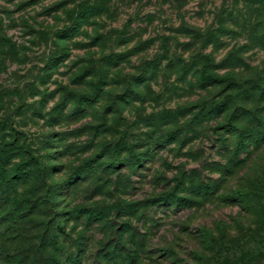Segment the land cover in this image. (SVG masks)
<instances>
[{
  "label": "rangeland",
  "instance_id": "obj_1",
  "mask_svg": "<svg viewBox=\"0 0 264 264\" xmlns=\"http://www.w3.org/2000/svg\"><path fill=\"white\" fill-rule=\"evenodd\" d=\"M263 70L264 0H0V264H264Z\"/></svg>",
  "mask_w": 264,
  "mask_h": 264
},
{
  "label": "trees",
  "instance_id": "obj_2",
  "mask_svg": "<svg viewBox=\"0 0 264 264\" xmlns=\"http://www.w3.org/2000/svg\"><path fill=\"white\" fill-rule=\"evenodd\" d=\"M166 44V39L163 40ZM264 73V70L260 72V75ZM206 74L201 71V74L199 76V80L203 83L204 77ZM213 78V77H212ZM214 81H219L217 79H213ZM228 83L225 84V90L228 93L225 97H222L223 101L222 103L214 102L209 105H201L199 106L200 109L198 111V115L200 118L205 117H211V116H220V115H232V118L229 123L225 125V129L231 132L235 136V142L234 147L235 150L238 151H246L249 150L251 146L258 148L261 146V144L264 142V106L260 107L258 103L254 104L253 106H250V104L253 102H256L255 99L258 100H264V80L258 79L254 80L251 85V90L253 93L248 95L246 103L240 102L239 96L235 97L233 96L236 89V83L231 78H227ZM250 87V86H248ZM258 96V97H256ZM87 102H89L91 99L90 97L86 99ZM222 105V106H221ZM244 106V107H243ZM111 161H107L106 166H110V168H116V166L121 162L120 158L116 155V152L113 153ZM9 157V154L5 150L2 155H0V166H3V162L5 159ZM145 160V157L141 154L134 153L131 155L128 159H126V162H128L131 169L138 168ZM26 162H30L27 160ZM33 163V162H31ZM37 160H34V165H36ZM30 163L27 164V167H25L20 173L19 177L22 178V180H27L30 177L34 176L35 171H37L39 168H43V164H39L38 167H31ZM88 173L87 169L84 168L81 171H78L74 173L73 177L76 176H84ZM82 178V177H81ZM174 196V195H173ZM242 195L236 194L234 199H237L241 197ZM243 197V196H242ZM169 200V196L162 195L160 197V203H165ZM173 203V201H171ZM63 227H60L62 230ZM203 233L206 234L211 240H213V237L211 236V232L207 229H203ZM264 245V242H262Z\"/></svg>",
  "mask_w": 264,
  "mask_h": 264
}]
</instances>
